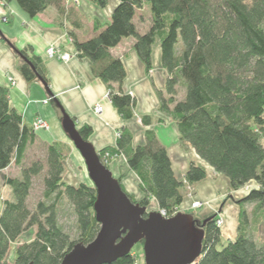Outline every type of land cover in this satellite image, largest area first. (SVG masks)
I'll use <instances>...</instances> for the list:
<instances>
[{"label": "trees", "instance_id": "obj_1", "mask_svg": "<svg viewBox=\"0 0 264 264\" xmlns=\"http://www.w3.org/2000/svg\"><path fill=\"white\" fill-rule=\"evenodd\" d=\"M15 1L33 17L52 5L60 10L64 7V0ZM92 1L102 7L108 3ZM145 4L150 8L152 23L141 33L134 17ZM114 9L107 25L95 24L94 36L74 38V44L79 53L90 58L94 74L110 87L109 98L122 117L134 116L136 98L121 89L127 76L125 64L110 49L121 39L134 36L136 51L151 69L152 47L159 38L167 73V95L160 93L161 108L176 120L183 143L193 145L202 160L228 177L231 190L251 180L259 185L236 200L241 210L235 239L222 238L221 227L217 226L221 211L203 219L196 217L198 226L205 229L204 251L192 264H264V240L257 236L251 221V215L255 216L253 220L258 219L264 208V0H120ZM27 58L33 67L29 62L23 64L26 78L47 80L38 63ZM114 83L120 88L116 89ZM180 84L184 86L183 98L178 97ZM142 119L146 124L151 122L149 116ZM78 129L89 140L92 127ZM119 131L117 144L99 154L103 157L104 151H109L114 158L123 154L139 175L144 196L138 200L118 177L127 194L147 207L155 198L160 209L172 215L184 202L186 186L207 176L205 165L193 161L185 181H181L155 131L147 130L146 142L137 146L131 131L126 127ZM36 140L33 126L24 122L11 105L9 91L0 85V170L12 163L21 169L20 176L4 177L12 196L0 207V264H60L75 243L91 242L101 227L94 210L97 189L85 182L70 184L64 178L71 147L56 141L39 146L37 152L27 156ZM38 178L42 197L31 206L30 195ZM228 193L225 201L233 196ZM64 200L75 214L74 236L60 221ZM252 203L251 214L247 207ZM33 226L35 237L19 243L14 261L6 263L12 243ZM105 264L138 263L131 250Z\"/></svg>", "mask_w": 264, "mask_h": 264}, {"label": "crops", "instance_id": "obj_2", "mask_svg": "<svg viewBox=\"0 0 264 264\" xmlns=\"http://www.w3.org/2000/svg\"><path fill=\"white\" fill-rule=\"evenodd\" d=\"M119 2L120 0H108L106 6L102 7L92 0H64L63 10L52 5L33 17L15 0L0 1V85L9 91L11 105L22 114L26 124L33 126L37 117L44 118L50 124L47 129L35 131L37 140L27 151V156L33 151L37 152L39 146L62 141L71 147L69 155L76 157L78 166L82 167L81 164L85 163L83 155L63 128V111L58 102L73 117L78 128L85 125L92 127L89 141L94 143L99 153L117 144L116 130L126 127L131 131L135 146L144 144L147 130H153L158 140L166 147L174 173L181 181H185L186 172L193 161L205 165L208 172L204 180L186 186V197L180 205V210L191 211V204L195 199L202 201L205 206L198 208L194 217L203 219L222 210L221 214L225 218L221 228L222 238L235 239L240 230L241 210L236 200L246 196L251 188H257L259 185L257 181L251 180L238 190H231L228 177L215 171L202 160L193 145L183 143L176 120L161 108L160 93L167 95V73L162 62L161 40L157 38L153 44L151 69L147 68L136 51L134 36L121 39L118 45L110 49L113 56L120 58L125 64L127 76L120 85L121 89L136 98L134 116L129 119L122 117L111 98L107 96L110 87L101 77L94 74L90 58L76 49L74 38L87 40L94 36L95 24L107 25ZM6 15L9 20L3 22L2 17ZM134 19L141 33L149 28L152 18L147 4L137 11ZM76 21L81 22V25L74 24ZM51 45H56L64 52L69 51L73 57L64 61L48 56L47 49ZM22 52L38 63L47 80L38 76L34 80L26 78L22 66L27 62V57ZM114 87L120 88L117 83H114ZM98 104L102 106L100 113L93 108ZM147 116L151 122L146 124L142 118ZM108 165L113 175L121 178L126 190L138 200L143 198L139 175L130 168L123 154L115 156ZM13 167L17 171L15 177L20 176L21 169L15 163L0 170V207L3 205V192L8 194L6 198L12 196L10 187L4 183V177L10 175ZM65 180L75 184L72 179ZM228 192L233 196L225 201ZM254 206V203L248 205L249 213L252 214ZM154 207H159L155 198L149 209ZM257 215H260L258 219L253 220L255 216L252 214L251 221L257 228V236L263 241L264 208ZM20 237L14 242L17 246ZM16 249L17 247L14 248L13 260L10 262L15 259Z\"/></svg>", "mask_w": 264, "mask_h": 264}, {"label": "water", "instance_id": "obj_3", "mask_svg": "<svg viewBox=\"0 0 264 264\" xmlns=\"http://www.w3.org/2000/svg\"><path fill=\"white\" fill-rule=\"evenodd\" d=\"M58 105L63 111V128L83 155L88 176L97 189L94 210L101 223L96 238L85 244L75 243L60 264L112 262L129 254L141 240L146 264L194 263L204 251L205 229L198 226L197 218L186 211L165 217L159 210L150 212L146 205L134 202L109 165L102 161L94 143L83 137L73 117L61 103Z\"/></svg>", "mask_w": 264, "mask_h": 264}, {"label": "rangeland", "instance_id": "obj_4", "mask_svg": "<svg viewBox=\"0 0 264 264\" xmlns=\"http://www.w3.org/2000/svg\"><path fill=\"white\" fill-rule=\"evenodd\" d=\"M180 45H181V42H180L179 46ZM178 97H181V98L184 97V86L181 84L178 87ZM263 141H264V138H263ZM78 165L79 164L76 161V157H74L72 155H68V157L65 159L66 172L64 174V178H66L69 181H71V179L74 180L75 185H78V184L83 183V182L93 185L91 178L88 176V170L85 166V163L81 164L82 167H80ZM12 169L10 170V176L15 177V174L17 173V171H16L15 167H13ZM8 172H9V170H8ZM32 190L33 191L30 195V200H29L31 206L35 205L38 202V200L42 197V191H43L42 190V183H40L39 178L35 181V184H34ZM6 197H8V194L3 192V194L1 195V201H3L4 198H6ZM227 197H228V195L225 196V199H227ZM195 200H198V199H195ZM63 203L64 204L61 207L62 208V210H61L62 214L60 216V221H61V223H64L66 225L68 231L72 234V236H74L75 235V233H74V231H75V222H74L75 221V214H74V211H72V207L69 204H67L66 201ZM204 206L205 205L203 203L202 208ZM147 208L150 212H151V210L161 211V209L159 207L158 208L154 207V208H150V209H149V207H147ZM197 210H198V208L195 209L194 211H192V209H191V211L189 209H185L184 211L189 212L192 215H195ZM219 211H221V212L219 213L218 216L219 217L221 216L223 218V223L220 226L222 228V226L225 222V220H224L225 218L221 214L222 210H219ZM174 214H176V212H173V214L169 215V217H172ZM35 233H36V226H33V227L29 228V230L25 231L22 234L19 241L25 242L29 239H33L35 237ZM20 242H18L17 244H19ZM16 247H17V245H15V243H13L9 252H8V255L6 256V263H11L10 261L13 260L12 253L14 251V248H16ZM131 250H132V253L135 254L136 261L138 264H146L145 263L144 244H142V242L137 243Z\"/></svg>", "mask_w": 264, "mask_h": 264}, {"label": "built area", "instance_id": "obj_5", "mask_svg": "<svg viewBox=\"0 0 264 264\" xmlns=\"http://www.w3.org/2000/svg\"><path fill=\"white\" fill-rule=\"evenodd\" d=\"M9 20V16H4L2 17V21L3 22H7ZM47 54L48 56L52 57V58H55V57H58L64 61L70 59L71 57H73V55L69 52V51H66L64 52L62 49L58 48L56 45H51L48 49H47ZM13 82L15 83V80L12 78ZM107 96L109 97V92L107 93ZM94 110L97 112V113H100L102 112V106L100 104L98 105H95L94 107ZM50 127V124L48 123V121H46L44 118L42 117H37L35 119V121L33 122V129L34 131L36 130H40V129H47ZM121 131L119 130H116V135L117 137H119L121 135ZM102 158V161L105 163V164H108L109 163V159L110 158H114L112 156V154L109 152V151H104V155ZM192 206V209L195 210L197 208H201L203 206V203L202 201L200 200H195L192 202L191 204ZM181 211V210H179ZM161 214H163L165 217H169V215L167 214V212L162 209L161 211ZM176 213L178 212L175 211ZM223 223V218L220 216L217 220V226H221V224Z\"/></svg>", "mask_w": 264, "mask_h": 264}]
</instances>
